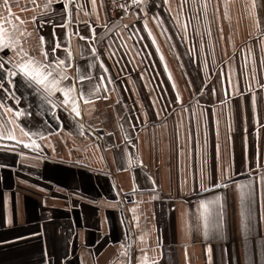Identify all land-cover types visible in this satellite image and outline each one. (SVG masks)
I'll use <instances>...</instances> for the list:
<instances>
[{"label":"crops","instance_id":"0c3cea01","mask_svg":"<svg viewBox=\"0 0 264 264\" xmlns=\"http://www.w3.org/2000/svg\"><path fill=\"white\" fill-rule=\"evenodd\" d=\"M0 29L29 52L0 69V264H264V0H0ZM54 43L51 93L8 77Z\"/></svg>","mask_w":264,"mask_h":264},{"label":"snow or ice","instance_id":"6c2138e0","mask_svg":"<svg viewBox=\"0 0 264 264\" xmlns=\"http://www.w3.org/2000/svg\"><path fill=\"white\" fill-rule=\"evenodd\" d=\"M94 2V0H93ZM69 7V4H64V8L67 9ZM255 7V5H253ZM39 44L42 46L45 41L44 37L40 36L38 37ZM27 41H25L26 43ZM60 48L59 43H54L51 47L50 51L52 55L48 51H44L43 47H41L39 50L41 52L40 58L31 57L28 59H24L29 57V52L25 51L22 47H17V45L14 42H11L10 40H6V38L3 35V29H0V49L3 51H0V69H5L6 63H12L13 58L20 53H23L24 58L21 59L20 62L15 63L14 67L17 69V71H8L7 75L8 77H14V76H20L22 79H24L29 85L35 84L37 85V91L39 92L41 89L44 91H47L49 93L52 92L53 87L58 84L62 80H66L67 74L62 73L60 70L62 66L66 65L68 57L71 56V53H68L65 59H59L57 55V49ZM11 50V55H9V51ZM93 52H95V49H93ZM5 56H8V60H5ZM100 67H103L101 64ZM78 71V70H77ZM3 75L0 74V89H3L5 93L8 92V89L5 88L3 84ZM80 80H84L85 77L83 75L79 76ZM91 77H89V91L85 93L83 89L77 88L73 89L72 87L69 88V91L76 90L79 92L81 96L88 94L92 95L95 89V86L91 84ZM9 83H12L11 80L8 81ZM4 98H7L6 96L3 98H0V108H7V105L4 104ZM12 99H15V94L13 93L11 95ZM47 99V97H44ZM177 100L180 99L179 96L176 98ZM70 101L68 99H65L63 103L67 105ZM254 102V98H253ZM48 103H51L49 100ZM74 104V102H72ZM87 103V101H85ZM55 107V105H53ZM8 111L11 112L12 109L8 108ZM72 112L75 113L76 116L81 115V111L79 107L74 106L71 109ZM16 116L23 115L22 111H17L15 113ZM223 177L221 176V180ZM211 182L213 185H215V179L208 180L207 173L202 171L201 173V186L203 187L206 183ZM237 188L240 190V203H241V215L243 217L241 223H242V230L245 236L249 233L250 227H251V204L253 202V190L248 188L246 185H237ZM200 208L202 209L201 216L205 221V231L204 235H212L215 238L219 239L223 236L224 232V225L221 220V214L220 210L222 208L221 205V198L219 196L214 197L211 200L208 201H202L200 203ZM215 219V222L212 224L211 229L209 228V221L211 219Z\"/></svg>","mask_w":264,"mask_h":264},{"label":"built area","instance_id":"2783aa9c","mask_svg":"<svg viewBox=\"0 0 264 264\" xmlns=\"http://www.w3.org/2000/svg\"><path fill=\"white\" fill-rule=\"evenodd\" d=\"M139 1L140 0H114V6L117 9H127Z\"/></svg>","mask_w":264,"mask_h":264}]
</instances>
